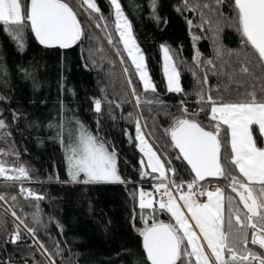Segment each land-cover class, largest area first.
<instances>
[{"label": "trees", "instance_id": "trees-1", "mask_svg": "<svg viewBox=\"0 0 264 264\" xmlns=\"http://www.w3.org/2000/svg\"><path fill=\"white\" fill-rule=\"evenodd\" d=\"M66 2L71 4L68 0ZM95 2L107 18L111 28L109 32L121 53V60L123 57V67L129 69L127 75H131L140 95V106L132 96L115 55L84 19H79L84 35L69 49L41 46L30 28L26 27L21 50L0 26V119L7 125L0 129V150L8 153L0 155V160L6 162V167L25 166L30 176V179L12 181L0 178V194L7 197V202L0 201V264H52V261L55 264H150L138 231L144 223L141 217L149 216L164 223H169L171 217L157 205H154L155 212L139 208V191L152 189L153 181H157L153 177L158 173H152L140 164L143 158L136 140L138 115L168 166L177 170L176 176L171 174L172 180L177 183L183 181L182 189L174 190L186 192L187 182L194 176L182 158L176 159L178 151L166 130L170 129L175 118L184 115L180 100L186 101L189 114L201 107L195 95L199 86L190 69L195 70L201 79L207 72L209 83L204 87L210 88L214 97L218 95L216 89H222L226 83L225 77L213 74L220 69L221 61L215 60L216 69L203 63L198 67L193 61L195 49L198 48L202 54L201 61L214 59L217 45L231 51L233 58L236 53L243 55L250 51L243 48L234 27L223 26L218 37L208 30L207 25L203 31L197 27L201 24V11L210 14L208 9L197 5L211 3L215 7L214 0H189L191 11L184 8L183 0H156L155 16L159 20L154 18L152 0H120L156 86L155 93L144 92L134 66L115 34L109 0ZM177 7L182 11H176ZM220 8L231 18V0H225ZM189 19L193 22L192 27L187 23ZM193 34L202 38L193 41ZM214 40L217 45H214ZM161 45L170 49L186 95L166 90ZM223 96L225 100L234 99L235 93L225 92ZM94 99L102 100L100 113L94 111ZM193 118L208 124L204 112ZM75 120L97 134L109 150H115L117 171L126 183L63 182L68 181L67 164L57 125L62 121L68 125V121ZM254 133L256 137L257 133ZM258 144L263 145L259 140ZM229 151L227 145L222 147L221 162L238 175V171L225 159ZM141 171L149 175L141 178ZM57 175L61 182L55 179ZM198 183L200 187L217 183L223 189L226 204L228 197L234 198L233 205L238 203L229 179L208 178ZM21 185L44 198H25L26 194L19 191ZM11 196H16V200L13 201ZM9 209H14L24 224H20ZM18 225L21 239L13 244L10 239ZM25 225L35 230L34 240L28 235ZM36 239L44 244L46 252L35 243ZM249 247L254 251H264L251 244Z\"/></svg>", "mask_w": 264, "mask_h": 264}, {"label": "snow or ice", "instance_id": "snow-or-ice-1", "mask_svg": "<svg viewBox=\"0 0 264 264\" xmlns=\"http://www.w3.org/2000/svg\"><path fill=\"white\" fill-rule=\"evenodd\" d=\"M109 3L113 10L115 32L134 66L144 92L155 93L156 86L148 72L144 53L133 35L131 21L125 15L120 0H109ZM224 3L225 0H214L215 7L211 3L197 5L201 9H208L210 13L206 15L201 11V24L197 27L203 31L207 25L208 30L217 37L223 26L234 27L241 37L243 48L250 51H245L243 55L236 53L233 58L231 51L223 49L214 40V45H217L215 58L201 61L202 54L198 48L195 49L193 61L198 67L203 63L216 69L215 60L218 59L221 61L220 69L228 70L214 71L213 74L226 78L224 87H218V95L214 97L210 94L211 89L204 87L209 83L207 72L201 79L195 70L190 69L199 86L195 95L201 107L189 114L185 107L186 101L180 100L181 112L184 115L175 118L170 129L166 130L171 136L174 148L178 149L176 159L182 158L186 161L194 174L193 179L187 182V191H181L179 195L182 205L178 203L170 188L181 190L183 181L177 183L166 175V172H170L176 176L177 170L172 167L166 169L165 163L141 133L139 120L136 122L139 150L147 157V164L145 165L143 160L140 164L142 168L147 167L152 173H158L153 179L159 181L155 185V191L160 192L162 197L155 200L152 193L140 190L139 208L155 212L154 204L158 203L159 209L170 213L175 221L174 224L164 223L153 218V222L149 224L147 219L141 217L145 227L138 231L143 238V249L150 264H264V251H254L249 247L251 244L264 250V146H258V140L264 141V0H231V18L221 11L220 6ZM81 4L86 5L91 13L99 14V21L104 23L102 25L97 22L96 27L103 26L107 31V18L95 0H81ZM183 6L189 11L192 10L189 8V0H183ZM152 11L154 18L159 20V17L155 16L156 0H152ZM176 11L180 12L182 9L177 7ZM187 23L190 27L193 26L192 20L189 19ZM0 26L21 50L24 48L23 34L26 27L30 28L36 41L45 48L69 49L84 35L77 13L66 0H0ZM201 38L195 34L192 36L193 41ZM108 41L113 43L111 33H108ZM161 48L166 90L169 93L182 94L184 89L181 86L178 66L170 49L165 45H161ZM117 54L121 55L119 51ZM124 71L127 74L129 69L125 68ZM128 85L137 106H140L142 101L131 75L128 76ZM225 92H234L235 98L225 100ZM156 102L163 103L159 100ZM93 104L94 111L100 113L102 100L94 99ZM200 112L205 113L207 125L193 118L198 117ZM13 118H16L15 114ZM68 125L63 121L57 125V135L64 147L67 162L68 181L63 182L126 183L118 174L115 150L110 151L105 142L97 134L91 133L79 120L68 121ZM6 126L5 121L0 119V129ZM254 132L257 133L256 137ZM225 145L230 149L225 159L238 171V175L221 162V150ZM7 154L0 150V155ZM140 175L144 178L149 173L141 171ZM207 177L229 179L231 191L238 197V203L233 205L234 198L228 197L226 204L224 192L220 188L215 191H198V182ZM0 178L9 181L30 179L29 170L23 165L6 167V162L0 160ZM55 179L61 182L58 175ZM165 180H169V183H165ZM19 191L26 194L25 198H44L23 185ZM204 195L207 200L202 203L198 197ZM11 199L16 200V196H11ZM0 201L7 202V197L0 194ZM182 209H186L190 214L194 226ZM9 210L20 224H24L14 209ZM25 228L35 238V230L27 225ZM194 228L199 230V235ZM201 237L209 251L205 250ZM20 239L18 225L10 242L15 244ZM35 243L40 249L47 251L38 239ZM52 264L55 262L52 261Z\"/></svg>", "mask_w": 264, "mask_h": 264}, {"label": "rangeland", "instance_id": "rangeland-1", "mask_svg": "<svg viewBox=\"0 0 264 264\" xmlns=\"http://www.w3.org/2000/svg\"><path fill=\"white\" fill-rule=\"evenodd\" d=\"M68 2H70L71 4H69L73 9H74V11L77 13V16H78V19H80V18H82V19H84L85 21H86V23L88 24V26H90L92 29H94L96 32H97V34H98V36L102 39V42L103 43H105V45H106V47L111 51V53H113V55H115V57H116V59H117V61H118V63L121 65V67H122V71H123V74H124V76H125V78H126V80H127V82H128V75L125 73V71H124V67H123V64H122V60H121V57H120V55H118L117 53H118V49H117V46L115 45V40L113 39V37H112V39H113V43L112 44H110L109 43V41H108V33H111V32H109L110 31V26H109V24H108V28H107V31H105V29H104V27L102 26V27H100V28H97L96 27V24H97V22H99V23H101L102 25H103V21H99V19H98V17H99V14H97V13H91V10H89V9H87V6L86 5H82L81 4V0H68ZM97 4V3H96ZM91 13V14H90ZM110 28V29H109ZM115 28V27H114ZM103 31V32H102ZM105 32V33H104ZM115 34L118 36V34L115 32ZM107 35V36H106ZM134 35V34H133ZM118 38H119V36H118ZM136 39V38H135ZM136 42H137V40H136ZM138 43V42H137ZM122 44V43H121ZM139 45V44H138ZM122 46H123V44H122ZM140 46V45H139ZM141 48V47H140ZM142 50V49H141ZM145 56V55H144ZM161 57H162V74H163V63H164V61H163V51H162V48H161ZM146 59V58H145ZM147 69H148V67H147ZM148 72H149V70H148ZM149 74H150V72H149ZM151 76V75H150ZM163 76H164V74H163ZM164 79H165V82H166V78H165V76H164ZM180 80H181V78H180ZM181 86H182V83H181ZM130 87V86H129ZM138 114H139V112H138ZM138 120H139V123H140V126H141V133L143 134V136H144V138L146 139V141H147V143L152 147V149L157 153V155L160 157V159H161V161L162 162H164L165 163V167H166V169L167 168H169V166H168V162L166 161V159L164 158V156L156 149V147H155V145L153 144V142L151 141V139H150V137H149V135H148V133H147V131L145 130V127L143 126V123H142V119L140 118V114L138 115ZM255 127V126H254ZM94 134V133H93ZM254 137H255V133H254ZM262 143H263V145L262 146H264V141H262ZM258 146H261V145H259L258 144ZM107 147V146H106ZM138 147H139V149H140V145H139V141H138ZM63 150H64V147H63ZM111 151V150H110ZM65 151H64V157H65ZM142 160L145 162V165L147 164V157L146 156H144V154L142 153ZM65 161H66V159H65ZM116 163H117V156H116ZM66 164H67V162H66ZM150 169V168H149ZM151 170V169H150ZM119 174V173H118ZM166 175L170 178V179H172L171 178V173L170 172H166ZM158 180L157 181H153V188L152 189H147L148 190V193H152L153 194V197H154V199L155 200H159V199H161L162 197H161V193L160 192H156L155 191V185L156 184H158ZM165 183H169V180H165ZM217 188H220V189H222V187L219 185V184H217V183H209L207 186H201L199 189H198V191H203V190H206V191H215ZM170 190L171 191H173L174 190V187H171L170 188ZM223 190V189H222ZM163 190H161V192H162ZM173 192H175V190L173 191ZM174 194V193H173ZM180 195V194H179ZM174 196L177 198V201H178V203H180L181 205H182V201H179V196H176L175 194H174ZM163 199H167V197H163ZM198 200L200 201V202H206V200H207V197H206V195H204V196H199L198 197ZM232 202H234V201H232ZM154 205H157L158 207H159V205H158V203H155ZM184 212H185V214H186V216H189V221H190V223L191 224H193V226H194V221H191L190 220V214H188L187 213V210L186 209H182ZM160 211V210H159ZM169 215H170V217H171V214L170 213H168ZM152 217V216H151ZM144 219H147L148 220V223L149 224H151L152 222H153V219H150V217L148 216H145L144 217ZM155 219V218H154ZM155 220H157V221H159L158 219H155ZM171 220L175 223V221H174V219L171 217ZM144 222V221H143ZM143 227H145V224L143 223V226H142V228ZM194 230L195 231H197V234L199 235V230L198 229H195L194 228ZM28 235L34 240V238L28 233ZM201 242L202 243H204L205 244V250L206 251H209L208 249H207V247H206V242H203V240H202V237H201ZM39 246V245H38ZM42 251H43V249H41Z\"/></svg>", "mask_w": 264, "mask_h": 264}, {"label": "water", "instance_id": "water-1", "mask_svg": "<svg viewBox=\"0 0 264 264\" xmlns=\"http://www.w3.org/2000/svg\"><path fill=\"white\" fill-rule=\"evenodd\" d=\"M177 151H178V149H177ZM185 163H186V161H184ZM187 164V163H186ZM189 167V166H188ZM193 174V173H192ZM193 176H194V174H193ZM208 178H211V179H217V178H214V177H207L206 179H208ZM205 179V180H206ZM200 182H202V181H200ZM142 242H143V238H142Z\"/></svg>", "mask_w": 264, "mask_h": 264}, {"label": "crops", "instance_id": "crops-1", "mask_svg": "<svg viewBox=\"0 0 264 264\" xmlns=\"http://www.w3.org/2000/svg\"><path fill=\"white\" fill-rule=\"evenodd\" d=\"M158 183H159V182H158ZM173 191H174V190H173ZM173 191H172V192H173ZM173 193H174L176 196H179V194H180V193H177L176 191L173 192ZM169 223H173V224H174V222H173L172 220H171Z\"/></svg>", "mask_w": 264, "mask_h": 264}, {"label": "built area", "instance_id": "built-area-1", "mask_svg": "<svg viewBox=\"0 0 264 264\" xmlns=\"http://www.w3.org/2000/svg\"><path fill=\"white\" fill-rule=\"evenodd\" d=\"M143 191H145V192H147V193H148V190H147V189H145V190H143Z\"/></svg>", "mask_w": 264, "mask_h": 264}]
</instances>
